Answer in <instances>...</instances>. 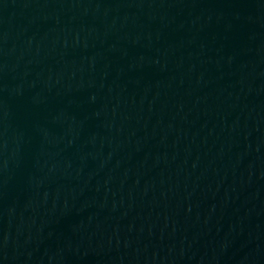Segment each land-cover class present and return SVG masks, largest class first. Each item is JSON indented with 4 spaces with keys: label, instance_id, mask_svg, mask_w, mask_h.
<instances>
[{
    "label": "water",
    "instance_id": "1",
    "mask_svg": "<svg viewBox=\"0 0 264 264\" xmlns=\"http://www.w3.org/2000/svg\"><path fill=\"white\" fill-rule=\"evenodd\" d=\"M0 264H264V0H0Z\"/></svg>",
    "mask_w": 264,
    "mask_h": 264
}]
</instances>
